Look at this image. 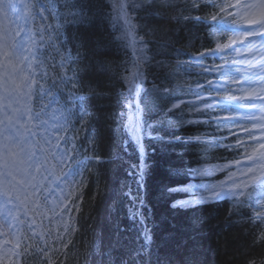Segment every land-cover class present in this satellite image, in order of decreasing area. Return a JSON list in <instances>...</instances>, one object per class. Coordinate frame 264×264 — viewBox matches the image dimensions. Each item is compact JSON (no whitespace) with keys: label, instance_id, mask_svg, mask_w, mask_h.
I'll return each mask as SVG.
<instances>
[{"label":"trees","instance_id":"16d2710c","mask_svg":"<svg viewBox=\"0 0 264 264\" xmlns=\"http://www.w3.org/2000/svg\"><path fill=\"white\" fill-rule=\"evenodd\" d=\"M85 2L89 6L86 20L70 19L74 26L68 31L71 34L66 46L73 51L72 67L79 73L83 91L88 93L91 86L104 93L91 96L88 118L90 135L95 145L98 142L94 152L102 161H92L85 170L88 182L69 226L45 232L42 241L32 228L23 229L18 262L11 257L0 264H264V224L253 220L248 203L221 200L179 208L174 202L181 194L171 192L187 180L198 163L229 156L216 150L215 144L220 133L231 134L232 129L220 126L213 135L204 123L187 124L193 112L164 110L168 96L157 92L158 87L169 89L170 81H178L174 72L162 80L174 62L172 53H180L171 44L179 43L181 51L187 47L190 53L206 45L207 24L198 17H210L209 7L200 4L191 9L192 19L179 24L175 20L157 23L158 17H150L156 35L151 45L154 65L148 71L153 89L147 100L151 110L158 113L159 125L157 138L146 142L143 194L137 145H129L124 131L120 80L123 47L114 38L110 22L98 16L104 6L101 0ZM100 63L109 70L101 71ZM191 74L187 71V79L197 83L200 76ZM139 212L150 226L146 228L149 245Z\"/></svg>","mask_w":264,"mask_h":264},{"label":"snow or ice","instance_id":"6c2138e0","mask_svg":"<svg viewBox=\"0 0 264 264\" xmlns=\"http://www.w3.org/2000/svg\"><path fill=\"white\" fill-rule=\"evenodd\" d=\"M200 3L201 0H113L115 12L113 27L120 31L117 39L130 45L137 57L133 61L131 69L128 70L129 74L121 75V79L127 86L129 94L125 97V106L129 109L125 128L131 137L135 139L141 154H143L141 137L145 132V123L142 116L145 109L148 108L147 93L141 95L144 92L141 87V81L144 79L142 65L148 60V56L145 51L147 44L146 42L142 43L143 36H138L137 24L133 23V17L129 14V9L133 11L140 9L143 13L142 19L158 17L157 23L175 20L179 24L181 21L192 19L191 9L198 8ZM35 7V4L22 2V0H0V16L7 20L10 13H19L20 17L24 18L25 11L30 12ZM39 7L42 9L41 15H43V10L53 11L52 6L40 4ZM63 7L67 9V17H71L73 21L86 20V9L89 6L85 0H76V2L69 0ZM213 7H216V5H213ZM219 7L221 11L225 7L236 8L242 17H251L250 22L255 27L237 29L239 35L245 38L259 35L264 39V0H253L251 3L242 5L226 6L221 4ZM212 19L215 20L216 17L213 16ZM22 33L23 35H21ZM41 39H43V35H41ZM36 43L30 31H25L23 27L18 29L0 28V137H2V141H0V205H3L7 212V215L0 213V217L4 221H7V217L12 215L13 210L17 208L16 201H19L22 205L24 200L35 197L37 200L42 198L47 202L48 198L41 196L43 184L37 180V177L39 175L42 180L48 179L43 173L48 171L45 164L49 155L60 161L61 164L65 160H73V157L68 156L67 151L57 152L54 150L60 147L59 133L56 134L57 138L55 140L52 139L51 132L48 135L43 134V132L49 131L47 127L48 120L44 118V109L48 105L44 104L37 110L34 100L42 102L46 96H50L52 93L46 88L48 74L43 71L44 61L40 59L41 54L36 47ZM249 44L254 46L253 41H249ZM61 59L64 60L65 58L62 57ZM99 69L101 71L109 70L103 63H100ZM64 70V64H62L61 71L64 72ZM68 71H72V75L65 73L58 77L61 84L68 88L65 96L68 115L64 117L65 123L57 126L65 133L71 122L70 117L74 114L73 106L77 108V120L79 122H84L88 116L85 106L86 97L78 95V92L83 91L80 79L74 70L69 69ZM235 72L240 73L241 69L237 68ZM262 74H264V64L260 65L258 71H254L247 76L234 75L230 70L225 71L224 75L229 77L231 83L240 86L233 89L228 86V80H226L220 86L223 88V92L220 94L222 96L231 95L233 100L239 101L243 96L255 92L257 89L264 92V75ZM53 83L55 84V80H53ZM158 91L168 92L169 89L164 88ZM235 93H239V95ZM88 95L97 96L104 95V93H100L89 86ZM178 106V104H173L168 111H172L173 108ZM244 106L256 107V104L254 101H249L248 105L237 104V107ZM246 118L255 119V115L248 114ZM259 127L264 128V125H259ZM41 128H43V132L40 133L34 130ZM244 130L248 131L247 129ZM38 135L44 144L52 145V150L44 148L43 145H40L38 149V142L34 139ZM248 139L257 141L256 145L252 146L254 149H264V132L257 134L249 131ZM68 142V140L64 141L65 146ZM88 145L89 147H84L81 151L73 143L72 150L80 158L73 160L75 167L70 168L68 172L63 174L66 182L71 177L72 182L75 183L77 177L83 176L82 169H87L88 162H101V157L94 152L95 139L93 137L88 138ZM254 156L256 158L253 160ZM245 159L253 160V163L240 169L241 177H245V179H241L239 183L234 182L232 185L233 189H239V191L230 190L225 192L223 186H221L219 190L212 191L211 195L201 194L196 201L181 202V206L210 200L221 195H230L239 202V197L251 188L252 192L262 194L254 200L247 201L252 211L255 212L253 220L264 224V207L259 206L264 204V152H260L259 156H256L254 150L253 154L245 156ZM235 163L240 164L241 162L236 161ZM256 168H259L260 171L256 172ZM143 174L144 168H140V181L143 180ZM229 175L233 174L230 173ZM80 183L82 184V181ZM140 186H143L142 183H140ZM10 204L13 206L12 208L8 207ZM13 218L15 219V217ZM149 239L150 236L145 231V240ZM249 264H252V262H249Z\"/></svg>","mask_w":264,"mask_h":264},{"label":"rangeland","instance_id":"374dc122","mask_svg":"<svg viewBox=\"0 0 264 264\" xmlns=\"http://www.w3.org/2000/svg\"><path fill=\"white\" fill-rule=\"evenodd\" d=\"M5 27L8 28V29H14L10 14H9V18L7 20H4L3 17L0 16V28H5ZM260 65H262V64L261 63H257L256 65H254L255 67L253 66L252 70L250 71V73H247V75H250L254 71H258L259 68H260ZM257 90H258L257 93H260V90L259 89H257ZM262 101H264V94H263ZM260 111L263 113L264 112V108L262 107ZM0 141H2V138L0 139ZM225 183H227V186H230V188H232V185H233L234 181L230 180V181L225 182ZM229 189H227L226 191H228ZM0 226L2 227L0 229V236H2V238L5 237L7 239L6 234H10L9 233V224L6 221H4L1 217H0ZM10 235H12V233Z\"/></svg>","mask_w":264,"mask_h":264},{"label":"bare ground","instance_id":"6f19581e","mask_svg":"<svg viewBox=\"0 0 264 264\" xmlns=\"http://www.w3.org/2000/svg\"><path fill=\"white\" fill-rule=\"evenodd\" d=\"M251 17H248V18H246V24L247 25H249L250 27L252 26V27H255V25H253L251 22ZM258 41V40H257ZM95 147L96 148H98V142H97V140H96V145H95ZM258 170L260 171V169L258 168ZM258 171V172H259ZM145 226H146V228L147 229H149L150 228V226L145 222ZM160 227H161V224H158V226H157V228L160 230ZM152 229V228H151Z\"/></svg>","mask_w":264,"mask_h":264}]
</instances>
